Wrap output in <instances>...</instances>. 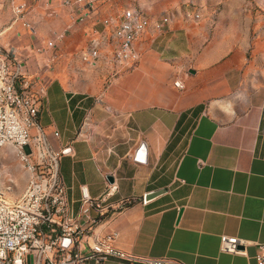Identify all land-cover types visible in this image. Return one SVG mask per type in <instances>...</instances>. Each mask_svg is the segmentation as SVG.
Here are the masks:
<instances>
[{"label":"crops","instance_id":"0c3cea01","mask_svg":"<svg viewBox=\"0 0 264 264\" xmlns=\"http://www.w3.org/2000/svg\"><path fill=\"white\" fill-rule=\"evenodd\" d=\"M127 10L149 19L133 65L116 58ZM259 21L264 0H0V61L14 71L20 62L38 100L31 137L61 153L66 217L84 232L81 250L116 235L115 248L137 257L255 264L264 244ZM143 145L147 161L139 163ZM19 165L31 176L23 194L32 174ZM109 184L113 201L133 204L84 215L82 188L100 198ZM224 235L247 241L246 256L222 253Z\"/></svg>","mask_w":264,"mask_h":264},{"label":"built area","instance_id":"2783aa9c","mask_svg":"<svg viewBox=\"0 0 264 264\" xmlns=\"http://www.w3.org/2000/svg\"><path fill=\"white\" fill-rule=\"evenodd\" d=\"M140 13L136 11V15H129V10L125 11L124 20L116 30L120 41L116 58L123 63L133 65L139 61L134 42L144 32L141 30ZM195 18L199 19V16ZM97 56L94 49L84 56V60L89 62L90 57ZM14 65L17 71L5 58V67H0V151L2 145H15V154L20 162L29 170H36V184H31V195L18 198L17 204H7L0 192V264H104L111 259L121 264H139V257L115 248L116 235L96 239L86 251L80 249V237L84 232L75 228L66 217V188L59 173L61 153L42 151V138L31 137V128L38 122L39 104L30 91V85L22 78L20 62L16 60ZM175 85L183 89L180 82ZM141 148L146 149L144 145ZM14 184L11 181L12 191ZM116 192L117 187L109 184L102 197L92 198L88 189L83 187V214L89 215L94 211L102 217L133 204L134 198L113 201ZM66 240H69L67 244ZM247 245V241L224 235L220 251L246 256ZM256 246L255 264H264V244ZM146 264L181 263L146 257Z\"/></svg>","mask_w":264,"mask_h":264},{"label":"rangeland","instance_id":"374dc122","mask_svg":"<svg viewBox=\"0 0 264 264\" xmlns=\"http://www.w3.org/2000/svg\"><path fill=\"white\" fill-rule=\"evenodd\" d=\"M129 13H135V11L129 10ZM140 21H142L141 30L144 31L149 26V19L143 13H140ZM259 23V25L264 26V21H259ZM159 27H161L160 24L157 25V29H159ZM15 153V149H12L11 147H5L0 151V192L5 193V198L7 201H11L10 203H14L18 198H20L22 195L21 189L23 188V185L27 184L28 179L31 177L29 173L30 177L27 176L21 167H19V164L21 163ZM1 159H6L8 162L1 161ZM24 167L27 171V166L24 165ZM12 179L16 186H14L13 192L8 193L6 192V189L11 186L10 181Z\"/></svg>","mask_w":264,"mask_h":264},{"label":"bare ground","instance_id":"6f19581e","mask_svg":"<svg viewBox=\"0 0 264 264\" xmlns=\"http://www.w3.org/2000/svg\"><path fill=\"white\" fill-rule=\"evenodd\" d=\"M129 15H136V11H135V13H129ZM0 67H5V61L4 60L1 61ZM6 146H11L16 151V146L15 145H2V149L4 147H6ZM27 170L32 174V178H31V181L28 184L26 190L20 196V198H26L27 196H30L31 195V184H36V170H29V168H27ZM10 185H11V182H10ZM10 189H11V186L6 189V192H8V193L13 192ZM2 198H3V200L6 201L7 204H17V200L14 203H10L11 201H9V200H8L9 201L8 202L7 199L5 198V193L4 192H2ZM64 199H65V197H64ZM139 264H146V258L139 257Z\"/></svg>","mask_w":264,"mask_h":264},{"label":"water","instance_id":"95a60500","mask_svg":"<svg viewBox=\"0 0 264 264\" xmlns=\"http://www.w3.org/2000/svg\"><path fill=\"white\" fill-rule=\"evenodd\" d=\"M147 161V151L144 148H141L137 155V162L139 163H145ZM166 190H160L153 193H150L149 195L144 196V201L147 203L149 200H152L162 194H164ZM69 240H66L65 243L67 244Z\"/></svg>","mask_w":264,"mask_h":264}]
</instances>
